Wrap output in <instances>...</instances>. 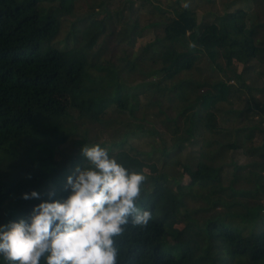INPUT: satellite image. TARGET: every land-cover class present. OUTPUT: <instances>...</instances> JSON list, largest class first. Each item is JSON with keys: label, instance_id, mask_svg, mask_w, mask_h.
I'll list each match as a JSON object with an SVG mask.
<instances>
[{"label": "trees", "instance_id": "1", "mask_svg": "<svg viewBox=\"0 0 264 264\" xmlns=\"http://www.w3.org/2000/svg\"><path fill=\"white\" fill-rule=\"evenodd\" d=\"M129 1L132 6L134 0ZM175 1L174 14L164 23L163 35L149 42L143 52L153 62L161 63L159 71L167 79L187 74L201 56H208L227 79L242 82L249 91L251 88L245 85L243 72L236 71L234 62L243 64L246 69L253 59L263 60L264 47L251 43L253 27L247 24L246 11L237 8L216 14L213 21L198 22L192 9L181 6L180 0ZM75 2L0 0V159L11 160L12 167L17 168V172L8 177L0 167V218L3 203L9 198L15 199L26 213L23 219L28 220L35 205L64 199L70 194V190L61 195L57 189L50 191L43 187L48 186L70 163L74 168L82 164L87 166L81 154L82 148L75 157L55 158L59 145L73 137L78 127L70 121L72 112L77 114V119L87 118L89 122L101 123L102 116L111 105L115 104L119 110L130 114L136 109L137 95L123 94L120 87H112L114 90L111 92L114 93L111 94L96 73V60L88 54L103 32L105 22L111 18L106 9L108 14L104 17L88 14L70 22L66 38L69 48L53 42L62 24L60 15H72ZM104 3L100 2L98 7ZM114 14L119 18V12ZM138 27L135 21L124 24L120 41L133 47L141 33ZM81 28L84 32L78 35ZM127 63L133 69L135 63L130 61V57ZM99 70L104 68L101 66ZM106 70L107 74L112 73V70ZM259 73L264 76V71ZM203 85V82L193 83L191 80L173 85V89L180 91V100L184 102L178 110L179 115L184 116L188 124L183 136L174 142L173 150L164 153L166 158L171 155L175 158L185 142L203 139L202 129L213 134L220 147L237 149L242 146L234 140L223 144L215 135L220 127L213 108L227 98L232 85L220 80L211 84V90L197 93ZM188 91L193 94L191 100ZM255 106L258 109L254 110L257 121L246 127L247 140L254 139V131L264 121V106L257 103ZM247 108L252 109L251 106ZM224 135L228 137L229 134L226 131ZM203 142L206 146L213 144L212 139ZM247 151H257L264 156V142L248 147ZM109 154L130 170L142 171L148 177L140 203L153 216L146 228L129 225L125 236L118 239V264H216L219 261L224 264H264V218L259 215L264 210L262 206L254 208L248 234H243L244 228L225 221L224 217L208 219L200 226L182 212L185 207L184 190L196 184L219 183V168L204 160H197L194 168L184 164L189 181L187 184L176 181V188H173L167 184L166 174L156 173L155 166L143 159L123 149ZM253 166L251 172L256 173V182L251 193L261 191L264 194V188L258 182L264 179V164L255 163ZM145 168H149V173ZM32 191L40 194L39 202H34V198H22V194ZM236 194L242 196L247 193L243 190ZM235 204L239 203L233 202L228 207ZM180 220H184L183 228L174 229L175 222ZM258 221L263 225L255 230ZM168 236H173V243L167 242ZM166 244L170 248H179V255L166 251ZM225 253L230 255L228 261L221 257ZM0 264H8L2 255ZM41 264H46V261L42 259Z\"/></svg>", "mask_w": 264, "mask_h": 264}, {"label": "rangeland", "instance_id": "2", "mask_svg": "<svg viewBox=\"0 0 264 264\" xmlns=\"http://www.w3.org/2000/svg\"><path fill=\"white\" fill-rule=\"evenodd\" d=\"M102 1L105 2L104 5L98 7ZM53 4L56 5V2ZM180 4L192 9L198 22L213 21L216 14L220 15L237 8L244 9L248 17L247 24L253 27L251 43L264 47V0H180ZM175 5V0H134L132 6L129 0H76L72 15H60L62 24L53 42L58 46L69 48L67 43L69 41L66 38L70 22L88 14L101 18L110 13V20L105 22L103 32L88 54L91 59L96 60L95 69L98 68L96 73L100 75V80L110 92L114 90L112 87H120L123 94H136L137 102L132 114L119 110L115 104L111 105L102 116L101 123L89 122L87 118L77 119L75 116L77 114L72 112L73 116L70 121L78 127L73 137L59 145L55 158L59 160L69 156L75 157L85 145L99 144L112 153L123 149L148 164L154 165L156 173L166 174L167 184L173 188H176V181L181 184H187L189 181L184 164L194 168L197 160H204L207 164L219 168L220 181L207 186L196 184L185 189L183 197L185 207L182 208V212L200 226H203L208 219L224 217L225 221L244 228L243 234H248L252 227L250 221L254 208L259 205L264 209V194L261 191L258 194L251 193L255 189L256 182V173L251 172L254 169L253 165L255 163L264 164V156L258 154L257 151L253 153L247 151L248 147L253 148L264 142V121L259 123V128L254 131V139L245 138L246 127H251L257 121L255 117L257 112L254 110L258 109L255 108V103L260 107L264 106V76H260L259 73L264 71V58L263 60L253 59L246 69L243 64L234 62L233 67L236 71L243 72L245 85L251 88L249 91L242 82L227 79L208 56H201L194 69L187 74L182 73L184 75L167 79L159 71L161 63L153 62L148 54L143 52V49L157 36L163 35L164 23L173 16ZM116 11L119 12V18L114 14ZM134 21L141 33L134 46L129 47L120 41V32L124 24ZM83 32L81 28L77 34L81 35ZM71 40L74 41V38L72 37ZM129 57L130 61L135 63L133 69L127 66ZM99 63L104 68L103 71L99 70L101 68ZM106 69L112 70V73L107 74ZM182 80H191L193 83L203 82L204 85L198 88L197 93L211 90V84L220 80H225L226 83L232 85L227 98L216 103L213 108L220 127L219 133L215 135L223 144L234 140L242 143L241 147L237 149L220 147L213 138V134L200 128L203 130V139L198 138L185 142L175 158H171L172 155L165 157L164 153L173 150L174 142L183 136L188 124L187 119L178 112L184 104L180 100V91L173 89V85ZM192 97L193 94L189 92V100ZM129 99L133 101L132 98ZM248 106L252 109H248ZM226 131L229 134L228 137L224 135ZM207 139H212L213 144L204 145L203 140ZM0 160H2L0 162L1 171L6 176L11 177L17 172V168L12 167L11 160L7 158ZM84 165L82 164L81 167ZM66 168L43 188H48L50 191L57 189L56 191L61 195L65 190H70V188L66 189L65 185L67 177L74 174L75 168L71 163ZM145 172L149 173V168H145ZM263 181L264 179L258 181L262 188H264ZM243 190L247 194L242 196L236 194ZM39 199L34 198V202H39ZM233 202L239 204L228 207ZM259 215L264 218V210ZM25 216L26 213L21 210L15 199L9 198L3 203L0 225L13 222L11 219L18 222ZM184 224V220L175 222L174 229H181ZM262 225L263 222L258 221L254 229L258 230ZM173 241V236L167 237V242L173 243ZM164 248L175 256L180 253L179 248H170L168 244ZM221 257H224L225 261L230 259L229 253ZM217 259H219L218 256ZM216 264L224 263L219 261Z\"/></svg>", "mask_w": 264, "mask_h": 264}, {"label": "clouds", "instance_id": "3", "mask_svg": "<svg viewBox=\"0 0 264 264\" xmlns=\"http://www.w3.org/2000/svg\"><path fill=\"white\" fill-rule=\"evenodd\" d=\"M81 154L87 166L67 177L66 198L42 201L28 220L0 225V255L8 264H118L117 241L128 226L149 225L152 212L140 203L148 177L99 144L83 146Z\"/></svg>", "mask_w": 264, "mask_h": 264}]
</instances>
